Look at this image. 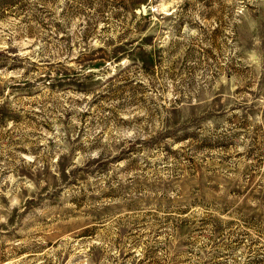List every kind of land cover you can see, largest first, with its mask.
<instances>
[{
  "label": "rangeland",
  "instance_id": "374dc122",
  "mask_svg": "<svg viewBox=\"0 0 264 264\" xmlns=\"http://www.w3.org/2000/svg\"><path fill=\"white\" fill-rule=\"evenodd\" d=\"M0 264H264V0H0Z\"/></svg>",
  "mask_w": 264,
  "mask_h": 264
}]
</instances>
